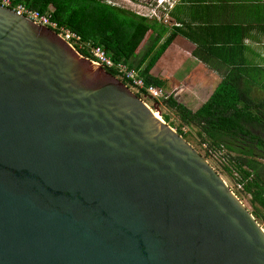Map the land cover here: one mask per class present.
<instances>
[{
    "label": "water",
    "instance_id": "obj_1",
    "mask_svg": "<svg viewBox=\"0 0 264 264\" xmlns=\"http://www.w3.org/2000/svg\"><path fill=\"white\" fill-rule=\"evenodd\" d=\"M0 264H264V228L127 85L0 7Z\"/></svg>",
    "mask_w": 264,
    "mask_h": 264
},
{
    "label": "trees",
    "instance_id": "obj_2",
    "mask_svg": "<svg viewBox=\"0 0 264 264\" xmlns=\"http://www.w3.org/2000/svg\"><path fill=\"white\" fill-rule=\"evenodd\" d=\"M24 1L29 8L50 14L59 25L78 32L82 40L99 45L114 63L123 62L129 67L128 62L133 63L144 86H162V81L151 76L149 70L175 35H185L183 27L189 24L187 19L175 17L179 25L168 27L154 18L137 16L102 0ZM179 1L192 7L195 15L198 7L199 12L208 16L204 20L194 19L200 22L201 25L195 27L200 26L205 37H192L196 42L193 54L202 52L227 66V71L194 111L171 95L163 100L182 122L197 128L200 145L228 152L227 159L238 175L237 182L249 195L250 213L264 226V67L253 61L249 56L251 49L242 43L244 37L253 38L252 31L264 35V1L221 0L222 3L217 0L206 5L201 4L205 0ZM242 5H250L246 6L245 20L235 22L233 14L227 16V10ZM167 12L172 16L178 9L172 5ZM147 32L152 33L151 40L134 63L132 59ZM76 51L83 57H90L83 47ZM104 71L116 75L113 70ZM119 80L126 84L125 80ZM135 95L139 97L138 93ZM166 118L163 115V119Z\"/></svg>",
    "mask_w": 264,
    "mask_h": 264
},
{
    "label": "crops",
    "instance_id": "obj_3",
    "mask_svg": "<svg viewBox=\"0 0 264 264\" xmlns=\"http://www.w3.org/2000/svg\"><path fill=\"white\" fill-rule=\"evenodd\" d=\"M216 1L217 0H205L201 4L206 5L209 3H216ZM252 3L254 4V2ZM246 6L250 7V5H242V7H240L244 12L238 11L237 6H235L232 11L227 10L226 14L227 16H229L230 13L233 14L235 22L245 20L244 15L246 12ZM175 7L178 9L177 14L174 13L172 16L171 14L169 16L172 20H175V17L188 20L189 24H186V26L183 27L185 35L177 34L174 36L150 68L149 74L162 81L161 88L166 94L168 93L167 95H171L174 100L177 99L178 103H181L187 109L194 111L207 99L209 94L220 81V78L226 73L227 66L202 52H198V55H195L192 52L196 48V42L192 40V37H205L202 28H199L200 26L195 27L196 25H201L200 22H197L194 19L201 18L204 20L208 16L203 12H199L200 9L198 7L197 14L195 15L192 11V7L180 3L179 0L174 1L173 8ZM213 17H215V15ZM191 19L195 22L191 23ZM250 33L253 34V38L244 37L242 43L251 49V51H249V53L251 52L249 55L250 57H259V59L262 60L259 54L254 50L253 46L260 43L261 40L264 41V35L256 31ZM148 35L143 38V40H147H144L143 45L140 47L142 51L151 40V38L148 39ZM138 51H140V49ZM142 51H140V53ZM215 67L221 68L224 72L220 74ZM203 93H207V95H204Z\"/></svg>",
    "mask_w": 264,
    "mask_h": 264
},
{
    "label": "built area",
    "instance_id": "obj_4",
    "mask_svg": "<svg viewBox=\"0 0 264 264\" xmlns=\"http://www.w3.org/2000/svg\"><path fill=\"white\" fill-rule=\"evenodd\" d=\"M174 1L176 0H127L130 5L122 4L123 2L118 3L117 1H109L107 4L115 7L118 6L138 16L152 19L157 17V13L160 12L159 8H161V12L166 16L167 10L172 6ZM0 7L21 15L39 26L48 28L75 50L76 48L83 47L90 56L85 58L102 70H113L116 73L114 77L125 80V85L131 91H134L135 94L138 93L140 97L155 100L157 98L161 99V97L162 99L166 98L161 87L153 85L144 86L142 78L138 75V70L134 67L133 63L128 62L131 67L123 62L114 63L99 45L89 40H82L78 32L71 30L63 24L59 25L50 17V14L40 13L35 9L29 8L24 0H17L16 2H13V0H0ZM48 10L50 9L48 8ZM165 16L162 20L164 24L179 25L174 20L167 21ZM156 20L159 21V17ZM238 187L242 189L240 184H238Z\"/></svg>",
    "mask_w": 264,
    "mask_h": 264
},
{
    "label": "rangeland",
    "instance_id": "obj_5",
    "mask_svg": "<svg viewBox=\"0 0 264 264\" xmlns=\"http://www.w3.org/2000/svg\"><path fill=\"white\" fill-rule=\"evenodd\" d=\"M102 1L104 3H108L109 1H117L118 3L123 2L122 4L125 3L126 5H130L129 2H127V0H102ZM258 1H262V0H258ZM116 7H118V6H116ZM159 10H160V12L157 13V17H159V22L164 24V22H162V20H163L165 15L163 12H161V8H159ZM238 11L244 12V10L240 9V8H238ZM157 17H154V19L156 20ZM165 17H166L167 21L172 20L171 17L169 16L168 12H167V15ZM165 25H167L168 27L170 26V24H166V23H165ZM148 34H149V32H147V34L144 37H147ZM151 36H152V33H150L148 35V39H150ZM143 41L138 46V49H140V51H142V49L140 47L143 45ZM253 47H254V50L256 51V53L259 54L260 58H262V60H260L259 57H254V58H252L253 61L258 62L259 65L264 67V41L261 40L260 43L255 44ZM140 51L137 52L136 57H134L132 59V62L135 63L137 56L140 55ZM216 70L218 72H220V74H222L224 72L221 68H216ZM116 78L119 79L118 77H116ZM167 94L164 91V95L167 96ZM203 94L207 95V93H203ZM172 95L174 96L173 93H172ZM140 98H141V100H143L145 102V104L150 108L151 111L157 112L158 117L163 120L164 124L168 125L176 133L178 130L181 131L180 136L208 162V164L223 179V181L228 186V188L236 195L237 199L249 211H251L252 206H251V203L249 200V195L245 194L243 192V190L238 187V184H239L237 182L238 175H237L236 171L233 170V167H231V165H230L231 162L228 161V159H227L226 153L228 154V152L223 150V149L218 150L217 148L214 149V148H210V147H205V145L204 146L200 145L198 142L199 137L196 134L197 128L192 124L182 122L180 120L178 114L174 111L173 108L169 107L164 102L162 97H161V99L157 98V100L150 99L147 97H143V98L140 97ZM176 101H177V99H176ZM163 115H165L167 118L163 119ZM231 155L232 154L229 153V156H231ZM229 160H231V159L229 158ZM230 167H231V169H229ZM261 226L264 228V226L262 224H261Z\"/></svg>",
    "mask_w": 264,
    "mask_h": 264
},
{
    "label": "bare ground",
    "instance_id": "obj_6",
    "mask_svg": "<svg viewBox=\"0 0 264 264\" xmlns=\"http://www.w3.org/2000/svg\"><path fill=\"white\" fill-rule=\"evenodd\" d=\"M151 112H152V116L159 122V124L163 123V120L158 117L157 112H154V111H151Z\"/></svg>",
    "mask_w": 264,
    "mask_h": 264
}]
</instances>
